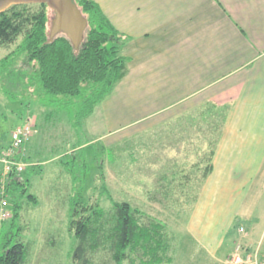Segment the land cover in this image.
I'll return each mask as SVG.
<instances>
[{"label":"crops","instance_id":"1","mask_svg":"<svg viewBox=\"0 0 264 264\" xmlns=\"http://www.w3.org/2000/svg\"><path fill=\"white\" fill-rule=\"evenodd\" d=\"M92 1L126 37L128 63L124 79L87 119L98 111L110 134L127 127L148 133L202 114L189 123L187 136L170 138L176 148L139 158L174 161L172 175L190 207L185 236L214 264H229L237 243L264 252V0ZM39 136L37 130L25 146L33 166L60 162L76 150L34 160ZM203 163L213 169L189 206Z\"/></svg>","mask_w":264,"mask_h":264},{"label":"rangeland","instance_id":"2","mask_svg":"<svg viewBox=\"0 0 264 264\" xmlns=\"http://www.w3.org/2000/svg\"><path fill=\"white\" fill-rule=\"evenodd\" d=\"M41 4L40 0L22 1L11 5L5 11L13 6H27L30 13H35L40 10ZM45 4L48 7V30L52 32L57 19V8ZM22 39L20 37L13 45L0 48V60L16 49ZM18 64L23 65L21 61ZM37 98L33 99L31 94H25L11 101L0 91V155L9 147L11 132L32 120L42 125V128L37 129L40 136L36 140L38 153L32 157L34 160L44 162L62 156L74 147L76 150L60 159V162L34 165L35 172L29 168L32 161L29 162L25 158L27 169L23 176L30 179L29 194L35 198V201L29 202L25 198H17L21 206L17 218H14L13 198L6 193L7 182L2 183L5 177L0 162V202L3 196L7 198L11 211L8 219H0V254L3 252L2 240L9 234L11 239L22 240L29 247L25 264H82L74 260L78 242L69 224L70 200L83 187L85 199L92 207L102 209L107 216L112 213L114 203L127 202L145 216L144 223L149 224L154 221L162 224L165 227V239L169 246L167 254L171 257L172 264H214L185 236V223L190 207H186L187 192L180 186L178 177L172 175L177 171L170 165L174 161L151 160L146 159L145 156L139 158L140 152L157 153L176 148L178 141L170 138L180 134L187 136L189 123L203 119L202 114L198 112L186 114L183 122L179 120L180 127L178 124L174 126L170 124L164 129L153 128L148 133H139V127H127L110 134L111 129L98 111L92 119L76 118L82 110V103H69L68 106L78 107L66 109L61 106L60 101L50 104ZM46 113L53 115L46 116L48 120L45 122ZM190 131L193 132L191 129ZM215 134L213 130V136ZM160 136L168 137V144L158 143L156 138ZM80 149L85 151L84 155L90 165V171L85 184L77 183L76 186L63 163L73 159ZM75 159L81 164L83 157L79 156ZM162 163L163 169L155 168V164ZM206 164L203 163V168L195 171L193 180L195 187H192L195 192L188 193L189 206L192 204V197L199 192ZM75 171L78 174L80 169L77 167ZM18 192L19 189L13 193L18 196ZM87 258L89 264H115L110 253L102 248L95 253L88 252ZM124 264L131 263L126 261Z\"/></svg>","mask_w":264,"mask_h":264},{"label":"trees","instance_id":"3","mask_svg":"<svg viewBox=\"0 0 264 264\" xmlns=\"http://www.w3.org/2000/svg\"><path fill=\"white\" fill-rule=\"evenodd\" d=\"M72 1L88 22L78 49L64 33L51 38L46 4H41L35 13H30L27 6H13L0 14V48L23 38L16 49L0 60V91L11 101L31 94L33 99L38 97L37 100L50 104L60 101L66 109L78 107L68 106L69 103H82V110L76 116L82 120L92 115L126 76L128 58L123 55L126 37L116 31L101 8L92 0ZM84 152V149L78 150L73 159L63 163L76 186L77 183L85 184L90 171ZM79 156L83 157L81 164L74 160ZM77 167L80 169L78 174L75 173ZM29 168L32 172L36 170L33 165ZM212 169L213 165H207L203 178ZM6 182V193L13 198L14 218H17L21 208L17 198L35 201L29 194L30 179L23 174L19 177L11 175ZM17 189L18 196L13 193ZM113 205L112 213L107 216L85 199L83 187L74 194L70 200L69 224L78 242L74 260L89 264L88 252L95 253L102 248L110 253L115 264L126 261L131 264H172L167 254L165 227L154 221L144 223L145 216L127 202ZM8 235L1 243L0 264H25L29 247Z\"/></svg>","mask_w":264,"mask_h":264},{"label":"built area","instance_id":"4","mask_svg":"<svg viewBox=\"0 0 264 264\" xmlns=\"http://www.w3.org/2000/svg\"><path fill=\"white\" fill-rule=\"evenodd\" d=\"M35 131L36 123L32 120L16 127L11 132L9 147L0 156L5 177L2 182L3 184L9 176L15 175L19 177L26 171L27 164L22 161V158L24 157L25 146L30 143L36 133ZM10 212L8 201L2 199L0 202V219H8ZM244 231L243 228L239 229L240 234H243ZM228 262L229 264H264V252H261L259 249L250 250V248L245 247L242 243H237Z\"/></svg>","mask_w":264,"mask_h":264},{"label":"water","instance_id":"5","mask_svg":"<svg viewBox=\"0 0 264 264\" xmlns=\"http://www.w3.org/2000/svg\"><path fill=\"white\" fill-rule=\"evenodd\" d=\"M9 0H0V13L8 7L20 2H13L4 7ZM29 1V0H28ZM39 1V0H30ZM42 4L48 3L57 8V19L52 28L51 38L59 33H64L78 49L83 41L84 33L88 27V22L82 11L72 0H40ZM22 2V1H21Z\"/></svg>","mask_w":264,"mask_h":264},{"label":"bare ground","instance_id":"6","mask_svg":"<svg viewBox=\"0 0 264 264\" xmlns=\"http://www.w3.org/2000/svg\"><path fill=\"white\" fill-rule=\"evenodd\" d=\"M21 1H28V0H9V1L7 2V4H6L4 7L10 5V4L13 3V2H21Z\"/></svg>","mask_w":264,"mask_h":264}]
</instances>
